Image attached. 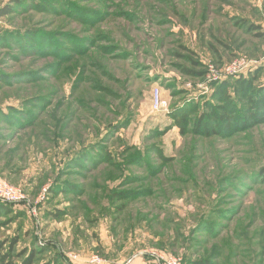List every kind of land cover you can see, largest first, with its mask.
Segmentation results:
<instances>
[{
    "label": "rangeland",
    "instance_id": "obj_1",
    "mask_svg": "<svg viewBox=\"0 0 264 264\" xmlns=\"http://www.w3.org/2000/svg\"><path fill=\"white\" fill-rule=\"evenodd\" d=\"M12 1L0 0V181L28 204L0 216V242L17 239L16 255L38 235L37 264H157L151 251L264 264V124L243 127L232 95L233 124L196 127L232 110L218 85L264 86V0ZM155 87L181 126L152 111ZM93 151L102 163L69 170Z\"/></svg>",
    "mask_w": 264,
    "mask_h": 264
},
{
    "label": "trees",
    "instance_id": "obj_2",
    "mask_svg": "<svg viewBox=\"0 0 264 264\" xmlns=\"http://www.w3.org/2000/svg\"><path fill=\"white\" fill-rule=\"evenodd\" d=\"M30 2V6H37L39 7L37 4V0H14L12 1V3L14 4H18L19 6H23L25 5L26 2ZM58 3V2H57ZM54 4V3H53ZM17 5V6H18ZM56 8L52 9V11H55ZM11 12V8L7 7L5 9H2L0 11V16H5L8 15ZM258 37L264 38V34L259 33ZM257 80H258V76L254 75L252 76L250 79H245V78H239L237 79L235 82H233L230 86H229V82L226 81L223 84H220L216 87L215 89V93L214 96L217 98H222V101H224L227 104H230L231 109L229 110L228 108H224L222 106H218L211 109L213 116L207 115V116H202L200 117V122L197 124V128L199 129L200 127L203 126H210L211 122L214 123L215 121H217V123L220 125V127H229L231 124H233V119L232 117L236 115V113L238 112V105L234 104L233 102H231V96L233 95L237 100H239V102H244L246 103V105H243V107H241L242 109H245L246 111V115L243 116L240 120H242V124L243 127H246L247 129L249 128H253L255 126L264 124V86H257ZM231 102V103H230ZM11 110V108H10ZM9 110V119L11 118H16L18 123H14V131L13 132H17V131H21V127L24 128L26 125L23 124V126H21V116H15V114L12 112V110ZM175 112V113H174ZM5 113V111H4ZM3 114V112H2ZM20 115V114H19ZM33 115V114H32ZM31 115V116H32ZM170 118H172V120L175 123V127L177 126H181L180 124V114H177L176 111H173L171 109V112L168 115ZM238 116H240V113L238 112ZM33 117V116H32ZM15 120V119H14ZM35 120V119H34ZM239 120V121H240ZM196 128V129H197ZM17 129V130H16ZM212 133H216L211 131ZM209 133V132H206ZM19 135V133L16 135V137ZM94 152H100V151H93ZM84 153V151H83ZM82 153V154H83ZM98 155H94L93 157H90L91 155L89 154L88 156L86 155H81L79 157H71L70 161H69V170L70 168H76L77 170H79L81 172L82 169L85 168V170H89V168L87 169V166L95 161L97 163L100 162L102 163V160L99 161V159L102 157V159L104 158V154L102 153H97ZM106 160V159H105ZM78 171V172H79ZM74 189V188H73ZM76 190H72L67 192V194H74L76 193V191H81L82 188L81 187H75ZM83 192V191H82ZM81 193V192H80ZM82 194V193H81ZM63 195L62 192L58 194V196ZM28 202H21L18 204H13V203H6L0 200V216L4 215V214H12V209L13 207L17 206V205H27ZM29 210L33 211V209H31L32 207L29 206ZM29 211V212H30ZM61 215V211H55L53 213V216L55 218L60 217ZM18 241L17 239L12 240V241H7V242H0V264H17L16 263V258L20 261L19 264H37L38 263V255L42 252L44 247H47L48 245H44L43 243H41L40 238L38 237V235L35 238L34 241V246L38 245L39 249H35L36 247H34V249L31 250H23L22 252L18 253V254H14V250H15V246L17 245ZM8 244V247L4 249V247ZM38 248V247H37ZM153 258V257H152ZM215 259V258H212ZM49 264V263H46ZM183 264H186V260L183 259ZM193 264H211L210 261H205V262H193Z\"/></svg>",
    "mask_w": 264,
    "mask_h": 264
},
{
    "label": "built area",
    "instance_id": "obj_3",
    "mask_svg": "<svg viewBox=\"0 0 264 264\" xmlns=\"http://www.w3.org/2000/svg\"><path fill=\"white\" fill-rule=\"evenodd\" d=\"M249 65L246 60L237 61L233 63L228 69L230 74L240 73L244 71ZM151 108L155 113H169L170 103L163 96L160 87H155L151 93ZM0 200L6 203L18 204L27 201V197L23 190L19 187H15L7 183L6 181H0ZM151 257L157 264H183V258L172 253L162 251H151ZM98 257H94L93 263L99 262Z\"/></svg>",
    "mask_w": 264,
    "mask_h": 264
}]
</instances>
